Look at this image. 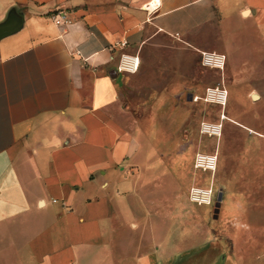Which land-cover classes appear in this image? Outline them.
<instances>
[{
  "label": "crops",
  "instance_id": "crops-1",
  "mask_svg": "<svg viewBox=\"0 0 264 264\" xmlns=\"http://www.w3.org/2000/svg\"><path fill=\"white\" fill-rule=\"evenodd\" d=\"M11 9L24 22L0 40V264H250L254 219L264 214V128L220 105L215 119L202 120L221 122L218 137L207 135L216 148L198 151L216 154L214 178H192L182 193V130L196 120L175 103L182 82L131 98L134 72L117 64L123 52L141 61L162 34L200 55L225 54L214 70L227 100L244 91L264 99V0H0V22ZM57 9L70 25L53 22ZM120 40L127 45L112 49ZM206 87L192 100H203ZM223 136L241 158L257 159L263 179L236 182L241 231L228 237L188 199L192 186L230 191L222 176L215 188ZM220 211L221 202L212 218Z\"/></svg>",
  "mask_w": 264,
  "mask_h": 264
},
{
  "label": "rangeland",
  "instance_id": "rangeland-1",
  "mask_svg": "<svg viewBox=\"0 0 264 264\" xmlns=\"http://www.w3.org/2000/svg\"><path fill=\"white\" fill-rule=\"evenodd\" d=\"M191 50L193 48L187 41L162 34L157 35L142 48L139 67L133 74L127 73L132 78H130L126 86L127 96L138 98L153 95L158 93L162 88L171 87V85L179 81L182 82V85L178 89L179 93L174 95L176 99L175 103L181 104L182 107L185 105L187 110H189L188 113L196 117L195 121L194 117H191V126H186L182 130V138L184 141L181 143V157L179 158L184 161L183 170L185 172V177L179 183V188H181L182 193H184L192 178L197 177V180L201 181L198 178L202 176L206 183H209L214 178V174L211 176V172L209 171L201 172L194 170L191 165V157L195 152L207 149L214 150L216 148L215 137L200 134L199 123L202 120L215 119L220 110L219 104L204 103L201 99H191L189 101L187 98V94L193 93L197 88L215 86L221 82L222 78L220 71L202 67L200 64V53L194 50V52H191ZM188 81H191V84ZM226 113L228 116L239 120L247 126L255 128L257 125L264 128V99L251 98L249 91H244L239 98L229 94L226 103ZM178 118H181V123L186 122L188 119V117L183 119V114H176L175 119L178 120ZM244 133L240 129V135L244 136ZM226 140V137L223 136L217 142L218 169L214 180L216 188L218 186V176L228 179V182H230V191L224 190L223 192L221 211L218 219L212 218L213 203L206 206L194 204L193 207L206 214V220L211 229H214L218 225V228H221L223 233L228 237L232 232L240 230L236 222V182L241 181L242 183V181L249 180L253 185H256V181L260 185L263 179L258 175L259 164L257 163V159H253L252 155H249V159L241 158L232 148L231 150L229 149L227 142H225ZM254 220L256 222L252 229L255 231L252 236H254V233L257 234V242L254 246H251L248 252L246 251L247 256L245 261L250 264L253 262L254 264H263L264 253L262 252V245H264V236L262 235L261 228L264 225V214H258ZM223 242H226L225 238H223ZM243 243L244 240L239 241L237 248H242ZM225 251L229 252L227 250Z\"/></svg>",
  "mask_w": 264,
  "mask_h": 264
},
{
  "label": "built area",
  "instance_id": "built-area-1",
  "mask_svg": "<svg viewBox=\"0 0 264 264\" xmlns=\"http://www.w3.org/2000/svg\"><path fill=\"white\" fill-rule=\"evenodd\" d=\"M53 22L59 27H65L72 23L70 14L65 9H57L50 15ZM127 45L126 40H120L112 45L113 48H123ZM226 57L224 53L216 51H202L200 55V63L203 67L209 69L222 70L225 66ZM140 64L138 54H130L123 52L118 60L117 70L125 72L137 71ZM203 100L224 106L227 101V90L220 88L218 85L206 87L204 90ZM224 115L221 113L220 119ZM199 132L209 136L218 137L221 132V122L201 121L199 124ZM217 157L214 153L196 152L194 155L193 166L202 171H214L216 168ZM217 191L210 186H192L188 191V199L190 202L198 205H211L215 203Z\"/></svg>",
  "mask_w": 264,
  "mask_h": 264
},
{
  "label": "water",
  "instance_id": "water-1",
  "mask_svg": "<svg viewBox=\"0 0 264 264\" xmlns=\"http://www.w3.org/2000/svg\"><path fill=\"white\" fill-rule=\"evenodd\" d=\"M23 22H24V17H23L22 11L19 9H11L7 13L5 19L0 22V40L20 30L23 25ZM111 72L114 73V71H111ZM187 98L188 100H191L192 95L189 94ZM221 198H222V192L219 191L217 193L216 200L213 206V217L214 218L217 217Z\"/></svg>",
  "mask_w": 264,
  "mask_h": 264
}]
</instances>
